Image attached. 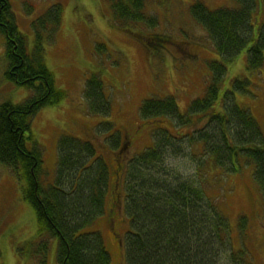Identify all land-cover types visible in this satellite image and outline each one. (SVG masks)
Returning a JSON list of instances; mask_svg holds the SVG:
<instances>
[{"label": "trees", "instance_id": "obj_1", "mask_svg": "<svg viewBox=\"0 0 264 264\" xmlns=\"http://www.w3.org/2000/svg\"><path fill=\"white\" fill-rule=\"evenodd\" d=\"M259 1L264 6V0ZM233 2L214 9L200 1L192 6L194 19L205 28L221 61L209 62L213 78L203 95L191 102L187 114L179 111L171 95L144 99L139 107L144 119L161 121L162 117H169L176 119L178 126L190 124L191 113L203 114L204 124L197 135L177 137L158 127L153 146L126 157L125 135L120 143L121 131L109 121L101 122L99 132H110L105 134L106 144L117 145L110 168L103 151L91 140L61 134L57 141L55 183L43 188L38 180L42 156L31 133V117L39 108L60 102L66 92L55 87L54 75L44 62L42 41L38 38L28 50L25 37L14 22L9 0H0L5 77L32 91L21 102L5 101L0 105V164L22 177L21 195L34 210L37 231L57 237L59 264H110L112 259L100 231L83 228L104 212L109 222L115 220L119 206L128 218L124 238L126 264L246 263L243 250L232 248L229 215L216 199L220 195L213 197L207 192L220 177L234 173V163L244 159L252 166V180L264 206V129L248 107L234 101L231 90L225 91L222 106L217 103V81L224 76L227 61L246 48L248 68L264 64V17L256 35L252 25L258 0ZM112 18L150 47L168 41L134 28L138 23L155 24L145 11V0H113ZM59 20L60 6L56 4L33 24H48L52 32ZM83 97L88 114H110L109 100L97 74L86 82ZM196 144H201L200 153L190 150ZM186 156L195 165L194 175L176 165ZM117 179L119 185L115 188ZM108 193L112 201L106 208ZM247 197L251 198L249 191ZM238 219L241 226L246 224L245 216Z\"/></svg>", "mask_w": 264, "mask_h": 264}, {"label": "rangeland", "instance_id": "obj_2", "mask_svg": "<svg viewBox=\"0 0 264 264\" xmlns=\"http://www.w3.org/2000/svg\"><path fill=\"white\" fill-rule=\"evenodd\" d=\"M9 1L14 22L25 36L27 48L30 49L38 38L42 41L45 65L54 75L55 87L66 92L60 102L39 108L31 117V133L42 156L38 180L43 188L55 183L57 141L61 134L91 140L99 151H103L111 168L117 145L106 144L105 134L110 132H99L97 127L101 122L109 121L121 131L120 143L122 135L126 136L129 143L126 157L153 146L158 127L177 137L197 135L202 128L203 114L191 113L190 124L178 126L177 120L169 117H162L161 121L144 119L139 114V107L144 99L171 95L176 99L179 111L187 114L191 102L203 95L206 84L213 78L209 62L221 61L205 28L192 16V6L200 1L214 9L230 6L234 4L233 0H145V11L153 17L155 24L133 26L137 25L134 28L144 35L156 34L168 40L153 47L113 21V0ZM56 4L60 6V20L54 31L51 32L48 24H33ZM263 17V2L258 0L252 12L254 35ZM3 42L0 35V105L5 101L21 102L32 92L5 77ZM93 74H97L103 83L111 109L109 115L88 114L83 90ZM217 83L219 106H222L225 91L231 90L234 101L248 107L264 129V64L255 69L248 68L244 48L226 62V72ZM138 126V131L133 134ZM191 149L200 153L201 144ZM176 165L194 175L195 165L190 157L186 156ZM234 167V173L220 177L215 181V187L207 188V192L213 197L220 195L216 199L227 210L232 248H241L245 253L246 263L239 264H264L261 193L252 180L251 165L240 159ZM211 177L212 174L209 179ZM23 183L17 172H10L0 164V264H59L57 237L37 231L34 210L21 195ZM247 191L251 194L250 199ZM222 193L225 196L221 197ZM111 201L112 195L108 193L106 208ZM119 210L115 220L112 219L115 225L107 221V212H104L83 228L100 231L111 253L110 264H126L124 238L128 218L122 207L119 206ZM242 215L246 224L241 226L238 217ZM113 237L117 239L113 240ZM118 240L120 250L116 249Z\"/></svg>", "mask_w": 264, "mask_h": 264}, {"label": "flooded vegetation", "instance_id": "obj_3", "mask_svg": "<svg viewBox=\"0 0 264 264\" xmlns=\"http://www.w3.org/2000/svg\"><path fill=\"white\" fill-rule=\"evenodd\" d=\"M138 129H139V126L136 127V128H134V130L132 131L133 134H135L136 131H138ZM133 137H134V136H133ZM107 221H109V219H108ZM113 240H116V238L113 237ZM119 247H120V245H119V241H118L117 244H116V249L119 250ZM116 257H117V256H116Z\"/></svg>", "mask_w": 264, "mask_h": 264}, {"label": "water", "instance_id": "obj_4", "mask_svg": "<svg viewBox=\"0 0 264 264\" xmlns=\"http://www.w3.org/2000/svg\"><path fill=\"white\" fill-rule=\"evenodd\" d=\"M124 150L126 149V146L123 148ZM115 188H117L118 187V185H119V182H118V179L115 181Z\"/></svg>", "mask_w": 264, "mask_h": 264}]
</instances>
